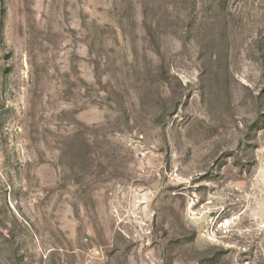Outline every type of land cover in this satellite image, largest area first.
<instances>
[{
  "label": "rangeland",
  "instance_id": "obj_1",
  "mask_svg": "<svg viewBox=\"0 0 264 264\" xmlns=\"http://www.w3.org/2000/svg\"><path fill=\"white\" fill-rule=\"evenodd\" d=\"M0 264H264V0H0Z\"/></svg>",
  "mask_w": 264,
  "mask_h": 264
},
{
  "label": "built area",
  "instance_id": "obj_2",
  "mask_svg": "<svg viewBox=\"0 0 264 264\" xmlns=\"http://www.w3.org/2000/svg\"><path fill=\"white\" fill-rule=\"evenodd\" d=\"M223 222H224L225 224H227V220H224ZM227 225H228V224H227ZM227 225H226V226H227Z\"/></svg>",
  "mask_w": 264,
  "mask_h": 264
}]
</instances>
